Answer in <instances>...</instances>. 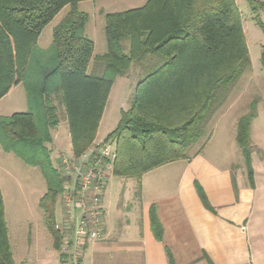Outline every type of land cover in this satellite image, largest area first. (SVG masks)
Here are the masks:
<instances>
[{
    "label": "trees",
    "instance_id": "obj_1",
    "mask_svg": "<svg viewBox=\"0 0 264 264\" xmlns=\"http://www.w3.org/2000/svg\"><path fill=\"white\" fill-rule=\"evenodd\" d=\"M81 1L0 0V100L22 84L28 106L25 112L0 115V145L40 168L47 192L39 206L57 250L64 236L56 228L57 200L67 177L53 163L48 144L60 123V108L78 158L95 144L117 78L141 69L131 105L121 110L107 137L116 141L112 173L140 179L156 167L188 157L187 150L211 116L219 89L226 90L251 66L236 0H148L138 8L106 13L107 52L95 57L96 65L89 71L95 43L86 34L90 16L79 9ZM248 1L264 31L258 13L264 1ZM67 6L70 9L54 27L51 44L39 46L43 29ZM100 62L104 68L98 72ZM261 63L264 69V46ZM257 115L254 101L239 118L236 135L252 186L251 125ZM197 187L203 203L212 208L202 187ZM149 213L154 235L161 240L163 226L156 205ZM168 256L169 264H175L170 251ZM0 264H17L1 188Z\"/></svg>",
    "mask_w": 264,
    "mask_h": 264
},
{
    "label": "crops",
    "instance_id": "obj_2",
    "mask_svg": "<svg viewBox=\"0 0 264 264\" xmlns=\"http://www.w3.org/2000/svg\"><path fill=\"white\" fill-rule=\"evenodd\" d=\"M20 85L23 87L17 85L2 99ZM27 107L12 112H25ZM104 114L103 128L107 130L114 122V113L111 117L109 113L106 119ZM239 118L232 122L231 136L225 125L218 137V124H215L211 138L193 155L156 167L144 173L137 182L121 177L129 194L120 208L107 202L106 185L101 235L83 247L79 264H169L168 251L175 264H264V124L258 114L251 125L255 180L252 186L242 150L240 154L237 148ZM60 139L61 135L53 137V143ZM102 139H96L95 144ZM218 143L223 146L218 147ZM10 155L17 157L5 152L0 145V171H10V163L15 165L9 160ZM136 185L138 190H134ZM198 185L212 208L203 203ZM0 188L5 203L1 182ZM153 204L163 226L161 240L155 237L151 226L149 212ZM60 217L61 213L57 220ZM8 233L17 264L28 263L26 245L29 243H34L38 250L36 264H74L71 257L54 247L50 233L48 238L44 231L41 235L33 233L34 237L30 232L18 255L9 225Z\"/></svg>",
    "mask_w": 264,
    "mask_h": 264
},
{
    "label": "rangeland",
    "instance_id": "obj_3",
    "mask_svg": "<svg viewBox=\"0 0 264 264\" xmlns=\"http://www.w3.org/2000/svg\"><path fill=\"white\" fill-rule=\"evenodd\" d=\"M148 0H84L79 3V9L89 14L90 20L86 26V34L94 41L95 50L91 59L89 71L96 65V56H101L107 52V41L105 35L106 13L120 12L143 6ZM264 1V0H262ZM243 20V28L250 51L251 66L248 67L239 79L230 85L226 90L221 87L218 91L219 98L216 100L210 118L203 124V130L199 138L193 142L187 150L188 155H193L199 147L204 145L212 135L215 124H218L217 136H220V130L228 125L230 136L233 132L232 122L239 116L248 113L254 101L257 102V114L261 116L262 124H264V69L261 63V53L264 46V31L254 18L251 6L248 0H236ZM69 6L63 8L59 14L43 29L38 44L41 47H47L53 40L54 27L65 17L69 11ZM258 13L264 21V8H259ZM104 62H100L96 71H103ZM141 69L137 72L134 69L126 76L118 77L114 83L110 97L105 109V119L108 114L114 113V122L109 129L104 130L103 120L100 122L99 130L96 139L107 138L109 134L116 128L121 117V110L128 109L131 105L135 86L142 75ZM220 99V100H219ZM26 91L21 85L18 86L12 93L2 99L0 108L2 115H10L17 109H25ZM28 109V107H27ZM27 111V110H25ZM60 123L58 127L52 130V138L61 135V138L55 144L53 140L48 144L51 158L55 166L60 168L63 157L73 159V150L70 138V131L67 119L65 117L64 108L59 109ZM236 130V126H234ZM95 139V141H96ZM58 143V144H57ZM214 144H217L216 141ZM56 145V147H55ZM223 145L218 143V147ZM239 152L241 154V148ZM10 159L15 163L11 164L10 171H0V182L5 195V216L7 218V226L9 225L12 243L16 254L18 251H23L26 238L32 233L44 231L49 238V230L47 228L44 214L39 206V201L47 192V183L42 175L39 167L27 165L18 157L10 155ZM62 171V169H60ZM4 175V177H3ZM137 182L139 178H129ZM122 178L110 173L107 179V196L106 200L110 206L120 208L127 200L129 189L123 187ZM136 185L134 190H138ZM133 191V190H132ZM131 191V192H132ZM62 211L61 197L57 200V212ZM34 231V232H33ZM36 236L35 234L33 237ZM38 236V235H37ZM32 237V239H33ZM43 238V236H41ZM51 238V237H50ZM21 241V242H20ZM52 241V239H51ZM42 242V241H41ZM27 244V243H26ZM28 247L26 258L28 263L36 264L39 253L35 248L34 243L26 245ZM54 254H57L51 244L50 247ZM48 255V253L46 252ZM55 254V255H56ZM64 256L69 257L67 254ZM57 256V255H56ZM21 258H24L22 255ZM25 258V259H26ZM74 264H77L74 262Z\"/></svg>",
    "mask_w": 264,
    "mask_h": 264
},
{
    "label": "built area",
    "instance_id": "obj_4",
    "mask_svg": "<svg viewBox=\"0 0 264 264\" xmlns=\"http://www.w3.org/2000/svg\"><path fill=\"white\" fill-rule=\"evenodd\" d=\"M116 157V141L104 138L80 157H63L60 169L67 177L61 196L62 254L77 263L83 247L101 235L105 217L104 195Z\"/></svg>",
    "mask_w": 264,
    "mask_h": 264
}]
</instances>
